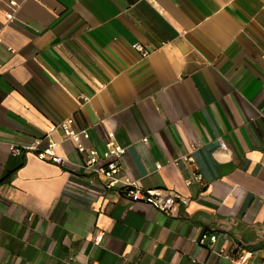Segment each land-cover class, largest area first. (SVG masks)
I'll return each mask as SVG.
<instances>
[{
    "label": "crops",
    "instance_id": "0c3cea01",
    "mask_svg": "<svg viewBox=\"0 0 264 264\" xmlns=\"http://www.w3.org/2000/svg\"><path fill=\"white\" fill-rule=\"evenodd\" d=\"M263 55L264 0H0V264H236L219 226L264 264ZM68 118L172 212L80 170ZM39 139L74 166L10 154Z\"/></svg>",
    "mask_w": 264,
    "mask_h": 264
},
{
    "label": "built area",
    "instance_id": "2783aa9c",
    "mask_svg": "<svg viewBox=\"0 0 264 264\" xmlns=\"http://www.w3.org/2000/svg\"><path fill=\"white\" fill-rule=\"evenodd\" d=\"M7 5L9 11L5 12V19L6 22H11L14 19L17 6L13 1H8ZM133 49L138 54H141L142 57L147 54L142 45H134ZM262 59L264 62V55ZM72 126V118H68L58 125L62 131L63 140L72 143L75 146L76 152L82 156L81 162L76 164L80 170L85 171L91 179L98 180L105 190L119 191L130 203H145L160 213L170 214L172 212V209L177 204L171 194L164 190H142L137 182L132 181L123 174L119 160L125 155L126 149L118 144L113 137L108 136L104 142V150H98L93 147L88 148L84 145V141H88L89 139L88 132L86 130H76ZM146 142V139L142 140V143ZM42 145V140L39 139L34 140L27 146H10V154L13 156L31 154L37 161L50 163L55 166L73 165L65 162L61 156L55 154L54 150L56 146L48 139L46 140L45 147ZM160 169L161 165H157L156 170ZM223 233V227L219 226L218 231H214V233H201L197 240H194V243L203 247L210 254H215L236 264H244L251 254L241 246H237L232 251H226L223 246L218 244ZM261 234H264V231L260 232ZM103 236V233H97L92 245L99 246Z\"/></svg>",
    "mask_w": 264,
    "mask_h": 264
},
{
    "label": "trees",
    "instance_id": "16d2710c",
    "mask_svg": "<svg viewBox=\"0 0 264 264\" xmlns=\"http://www.w3.org/2000/svg\"><path fill=\"white\" fill-rule=\"evenodd\" d=\"M9 178H10V174H6V176L2 180H0V185L6 183V181H8Z\"/></svg>",
    "mask_w": 264,
    "mask_h": 264
}]
</instances>
